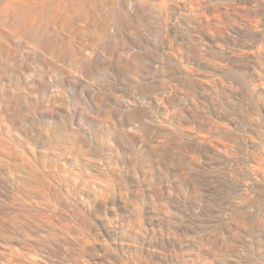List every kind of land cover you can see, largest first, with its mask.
<instances>
[{"label": "bare ground", "instance_id": "bare-ground-1", "mask_svg": "<svg viewBox=\"0 0 264 264\" xmlns=\"http://www.w3.org/2000/svg\"><path fill=\"white\" fill-rule=\"evenodd\" d=\"M261 171L264 0H0V264H264Z\"/></svg>", "mask_w": 264, "mask_h": 264}, {"label": "rangeland", "instance_id": "rangeland-1", "mask_svg": "<svg viewBox=\"0 0 264 264\" xmlns=\"http://www.w3.org/2000/svg\"><path fill=\"white\" fill-rule=\"evenodd\" d=\"M222 138V137H221ZM223 139V138H222ZM236 153H238V158H239V162L241 163H243V162H245V163H247V161H243L242 159L243 158H245L246 157V155H247V153L246 152H236ZM246 154V155H245ZM254 156H255V154H254ZM249 158L251 159V157L249 156ZM245 163H243V164H245ZM221 167H222V165H221ZM261 172H264V171H261ZM254 197H257V196H254ZM190 200V202H191V198L189 199L188 198V200H187V203H188V207L187 206H185V207H187V210H186V208H183V211H182V208H180V206H178V204H177V206L179 207V209H178V207L175 205V207L179 210V212H180V210H181V212L179 213L178 212V210H176V208H172L171 209V213H173V211H174V213H173V215L171 214L170 216H172L171 218H172V221H174V219H176L177 218V220H175L176 222L179 220V214H180V216L182 215V218L183 219H181V217H180V219L181 220H179V221H181V222H179L178 221V223L177 224H179V223H181V224H183V226L182 225H180L181 226V228L183 227V230H180L181 228H180V226L178 225V226H176L177 224H174V227H172V229L170 230V234H171V236L174 234V233H176L177 231H180V234H182V235H184L185 237H187L186 236V234H188V233H190V231H188L189 230V227L188 226H190L189 224H190V221L192 220V219H190V218H193V213H192V206H191V204H190V202H188ZM255 200L257 201H254V219H252V218H250V220H247L246 221V224L247 225H245L243 228H244V230L246 231V233H241V235H243V236H245L246 238H249L250 240L252 239L251 238V236H254V240H256V244H255V241H254V261H261V259H262V261H264L263 260V258H264V255H263V253H262V251H260L261 250V248H259V245H258V242L259 241H261V239H264V237H263V235H262V233H264L261 229L259 230V226H258V220H259V218H263V220H264V212L262 211L263 210V206H264V198H255ZM258 200H260V201H258ZM186 203V204H187ZM263 203V204H262ZM214 204V203H213ZM263 207V208H262ZM175 209V210H174ZM186 211H185V210ZM176 211V212H175ZM257 211V212H256ZM262 211V212H261ZM184 212H186L185 214H184ZM188 212V213H187ZM261 213V214H260ZM176 214H178V215H176ZM175 215V216H174ZM257 215V216H256ZM174 217H176V218H174ZM210 218H212L213 219V221L214 222H212V220H211V224H210V231L211 230H214L215 229V231L214 232H212V234H215L216 233V236H213V238H214V241H215V243L217 244V246H219V247H221V248H223V247H225V245L224 246H221V245H223L221 242V240H222V234L223 235H225L226 236V234H227V232H225V230L221 227V225L217 222V219L216 218H213V215L210 217ZM261 218V219H262ZM184 219H185V221H184ZM188 219V220H187ZM253 220V221H252ZM173 222V223H176V222ZM182 221H184V223H182ZM187 221V222H186ZM189 221V222H188ZM256 221V222H255ZM216 222V223H215ZM249 223V224H248ZM255 223V224H254ZM216 224V225H215ZM218 224V225H217ZM213 225V226H212ZM188 228V229H186V227ZM217 226V227H216ZM249 226H250V228H249ZM258 226V227H257ZM177 227H179V229H176ZM214 227V228H213ZM246 227V228H245ZM256 227V228H255ZM217 228H220V229H217ZM254 229V232L252 233V230ZM216 229H217V231H216ZM173 230H176V232H173ZM182 231V232H181ZM188 231V232H187ZM200 231V230H199ZM206 231H208V232H210L209 231V228H207V230ZM262 231V232H261ZM187 232V233H186ZM220 232V233H219ZM178 234H179V232H177ZM176 233V235H175V237H179V238H183V236L181 237V236H179L178 234ZM185 233V234H184ZM211 233V232H210ZM219 233V234H218ZM251 233V234H250ZM178 235V236H177ZM251 235V236H250ZM174 237V236H173ZM184 237V238H185ZM212 238V239H213ZM260 238V239H259ZM221 239V240H220ZM220 244V245H219ZM234 245H237L239 248H240V251H244L245 249H247V248H245V246H240V244L239 243H237V244H234ZM169 247V246H168ZM257 248H259V250L257 249ZM169 250H172L171 249V247H169L168 248ZM256 249V250H255ZM259 254V255H258ZM260 255H261V257H260ZM262 256H263V258H262Z\"/></svg>", "mask_w": 264, "mask_h": 264}]
</instances>
